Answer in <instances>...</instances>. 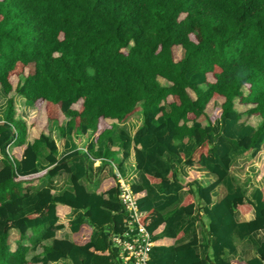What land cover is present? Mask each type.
I'll return each instance as SVG.
<instances>
[{"label":"trees","instance_id":"trees-1","mask_svg":"<svg viewBox=\"0 0 264 264\" xmlns=\"http://www.w3.org/2000/svg\"><path fill=\"white\" fill-rule=\"evenodd\" d=\"M0 87L30 101L63 141L59 151L46 125L31 136L33 120L6 99L0 264H115L106 228L124 229L118 183L110 173L91 190L82 178L89 157L120 153V163L134 161L127 174H138L123 177L154 242L151 264H264V241L250 259L227 257L235 238L264 229V185L248 198L230 170L250 152L263 156L253 165L264 172V0H0ZM132 116L141 124L129 134ZM181 165L203 167L214 183L200 185L195 170L182 179ZM62 171L71 189L57 193ZM218 184L225 194L210 206ZM249 211L253 218L237 220ZM203 215L212 242L197 252L193 227Z\"/></svg>","mask_w":264,"mask_h":264},{"label":"crops","instance_id":"crops-1","mask_svg":"<svg viewBox=\"0 0 264 264\" xmlns=\"http://www.w3.org/2000/svg\"><path fill=\"white\" fill-rule=\"evenodd\" d=\"M135 118V117H130L124 124H127V132L129 134H133V132L136 130V128L139 126V124H141V118H138V122L134 125L131 126L130 125V121ZM78 135V134H77ZM77 135H76V140H77ZM82 135V134H81ZM82 140H84V135L81 136ZM54 138V137H53ZM55 139V138H54ZM62 140V139H61ZM63 143V141H62ZM77 149H80L81 143L77 141ZM72 147V146H71ZM62 149L59 148V151H61ZM263 156H261L260 158H251V165L253 164V162L257 163V161L261 162ZM120 159H121V153L120 154H116L114 159H109L111 160L116 167L118 168V170L123 173V176H126L127 173L133 172L134 169V161L132 158L127 159L126 161H124L123 163H120ZM91 159H89L90 164L88 163V161L86 162V167H87V173L85 174L84 178H82V182L83 184L91 189L94 190L98 181L103 180L104 178L108 177L112 171L111 166L106 163V162H102L99 159L98 160H91V161H95V162H91ZM97 161V162H96ZM258 162V164H259ZM104 163V164H103ZM257 164V165H258ZM250 167V166H248ZM180 169V172H179ZM190 170H195L198 174H197V181L200 185L202 186H207L209 184L214 183L215 177L214 175H212L211 173H209L206 169H204L203 167H193V166H186V165H181L178 167V173L179 176L181 178L186 177L188 174L187 172H189ZM232 172V171H231ZM260 172H258V174H233L232 176L234 177L235 181L238 182L241 187L244 190V193L247 195L248 198L251 197V194L253 192V190L255 188H259L262 185H264V172L261 174H259ZM67 180L65 182L63 175H56L53 177L54 179V185H55V189L57 193H60L59 191H63L64 190H70L71 189V184L69 181V174H67ZM128 176H132L133 177V181L131 182H136L139 178H138V174L137 172L134 170L133 174H127ZM58 178H60V183ZM45 181H47V177L43 176L42 179H40L37 183L40 184H44L46 183ZM225 194V188L222 184H218L216 185L211 193V204L210 206L216 204ZM182 196V195H181ZM161 201H157L156 204H160ZM199 203L201 204V206H203L205 204V202L203 200L199 201ZM195 214L197 213H201L199 208L195 209ZM75 216L74 213H71L67 216L68 219H72ZM253 211H249L246 214H239L236 213V218L237 220L241 221V220H249L251 218H253ZM207 225H208V218L206 215H203L201 219H197L195 221L194 224V231L197 237V243L194 246L195 250L197 252H201L202 249L204 248V246H206V244H211L212 242V237H210L207 234ZM60 234H62L65 237H69V230L67 227H64L61 231ZM192 238V231H189L185 236H183V238L181 239L182 241H189ZM181 241V242H182ZM264 241V229H259L254 231L251 234V237L245 238L243 240H240L239 238H235L234 239V244L236 247L235 252H233L232 254H229L227 257L230 259H239V260H247L250 259L251 257L254 256V244L256 242L261 243ZM49 241H44V243H48ZM210 253V249L208 251ZM64 262L68 261V260H63Z\"/></svg>","mask_w":264,"mask_h":264},{"label":"rangeland","instance_id":"rangeland-1","mask_svg":"<svg viewBox=\"0 0 264 264\" xmlns=\"http://www.w3.org/2000/svg\"><path fill=\"white\" fill-rule=\"evenodd\" d=\"M181 49L178 47V52H180ZM159 81L163 84V85H168L169 83L164 80L163 78L159 77ZM13 83L15 84V81H13ZM244 93L247 92V89L245 90L243 88ZM190 95L194 98L195 95L193 94L192 91L189 90ZM12 96L13 100L15 102V105L18 109L19 112V116L26 120V121H31L33 120V123L30 125L29 127V133L31 136H35L37 131L43 126H48L52 136L55 138L56 141H58V144L63 145L61 138L59 137V135L57 134V130H56V125L54 122L52 121H47L45 117L41 114L40 110L37 109L30 101L25 100L22 96L18 95L16 92L12 91L9 94H5L2 91V88L0 87V121L2 118V112L5 106V101L8 97ZM236 104L235 107L236 109H238L239 111L244 110L245 108H247L246 105L240 104V102L238 100H236ZM250 106V105H249ZM207 113L210 112V109L208 108L206 110ZM135 117V116H133ZM138 118L139 117H135L130 121V125L134 126L137 122H138ZM247 119V117H243V120ZM201 122H205V117H200ZM242 120V119H241ZM125 128H127V124H124ZM120 128V127H118ZM84 138V137H83ZM78 139H81V136H78ZM84 147V146H81ZM262 148L264 149V145L262 146ZM43 155H44V148H43ZM62 154V153H60ZM257 156V154H256ZM256 156L252 157L250 152L247 153H243V154H239L237 155L234 160L233 163L231 165L230 170L232 171L231 173L233 174H257L255 171H257V166L256 165H251V158H255ZM91 161V160H90ZM91 162H95V161H91ZM97 162V161H96ZM88 163L90 164V162L88 161ZM38 167L39 169H43L46 166V163L44 162V160L42 159V157H39L38 161H37ZM250 166V167H248ZM257 168V169H256ZM180 172V169H179ZM188 174V172H187ZM264 174V173H263ZM60 175H63V178L66 182V178H67V173L66 172H61ZM184 179V178H182ZM59 183H60V178H58ZM42 184L38 183L36 186V188H39ZM64 190V189H63ZM61 192V191H59ZM18 239V235L16 233L15 230H11L10 231V237H9V241L11 244L15 243V241H17ZM31 255V253H29V256Z\"/></svg>","mask_w":264,"mask_h":264},{"label":"built area","instance_id":"built-area-1","mask_svg":"<svg viewBox=\"0 0 264 264\" xmlns=\"http://www.w3.org/2000/svg\"><path fill=\"white\" fill-rule=\"evenodd\" d=\"M119 182V199L126 211V229L122 233H112L110 242L118 249L119 258L125 264H149L153 246L151 236L140 222L137 203L130 185L116 171Z\"/></svg>","mask_w":264,"mask_h":264},{"label":"clouds","instance_id":"clouds-1","mask_svg":"<svg viewBox=\"0 0 264 264\" xmlns=\"http://www.w3.org/2000/svg\"><path fill=\"white\" fill-rule=\"evenodd\" d=\"M79 150H81V151H83V152H86L84 147H80ZM89 159H91V160H93V159H94V160H98V159H99V160L102 161V162H106V163H108V164L111 166V169H112L111 173H112V175L115 176V172H116V171H118V172L122 175V173L118 170V168L116 167V165H115L111 160H109V159H103V158H92V157H89ZM122 177H123V175H122ZM115 178H116V176H115ZM123 178H124V177H123ZM124 180H125V179H124ZM116 181H117V183H118V187H119V182H118L117 178H116ZM128 184H129L130 187H131V183L128 182ZM131 190H132V192H133V189H132V188H131ZM133 194H134V192H133ZM134 197H135V195H134ZM118 198H119V194H118ZM135 200H136V198H135ZM119 202H120V199H119ZM136 203H137V201H136ZM120 204H121V202H120ZM121 206H122V209H123V212H124V218H123V224H124V229H123V231H124V230L126 229V224H125V222H124L125 217H126V211H125V209H124V207H123L122 204H121ZM137 208H138V204H137ZM138 213H139V216H140V222H141V212H140L139 208H138ZM141 224L144 226V224H143L142 222H141ZM144 227H145V226H144ZM145 228H146V227H145ZM106 229H108L107 231L109 232V234H108V242H109L110 246L116 250L115 264H125V263H123V262L121 261V259L119 258L118 249H117L115 246H113V245L111 244V242H110V235H111L112 233H122L123 231H121V232H114L113 230L109 229V227H107ZM146 230H147V228H146ZM147 231H148V230H147ZM148 232H149V231H148ZM149 234H150V232H149ZM150 236H151V234H150ZM151 240H152V242H153L152 236H151ZM153 246H154V242H153ZM153 246H152V248H153ZM152 248H151V251H152ZM151 251H150V260H149V264H151V263H150V261H151Z\"/></svg>","mask_w":264,"mask_h":264}]
</instances>
